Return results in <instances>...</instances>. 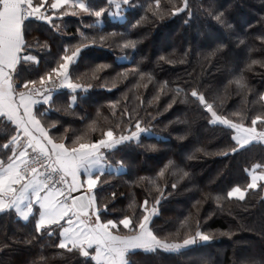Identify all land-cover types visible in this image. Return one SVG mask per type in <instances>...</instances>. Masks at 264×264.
Instances as JSON below:
<instances>
[{
  "label": "trees",
  "instance_id": "obj_1",
  "mask_svg": "<svg viewBox=\"0 0 264 264\" xmlns=\"http://www.w3.org/2000/svg\"><path fill=\"white\" fill-rule=\"evenodd\" d=\"M131 2L133 6L127 7L123 19L105 13L103 32L115 30L125 34V38L136 40L137 49L129 50L128 54L139 62L141 71L151 73L153 80L145 79L137 88L138 77L130 74L127 80H115L113 86L116 73L131 68L132 64L117 61L121 50L111 40L106 45L84 49L78 64L71 70L74 79L81 75L82 82H91L93 87L87 92L78 90L76 105L70 108L67 106L72 91L60 89L59 94L54 95V107L61 111L52 112L48 119L59 121V131H64L59 127L63 125L71 134L72 130L83 129L92 120H97L100 127L116 123L126 126L128 113L132 114L133 122L138 113L144 124L153 128L155 135H142L139 143H126L109 155L110 160L113 156L124 160L128 167L120 175L101 177L102 181H108L102 193L112 213L107 218L128 214L127 206L133 197L140 203L146 195L150 202L159 196L147 182L134 183L138 177L156 178L170 160L189 173L188 177L178 180L169 170L158 180L163 197L159 215L154 218V228L160 234L174 232L180 221L191 214L192 219L200 221L201 230L216 233L214 239L198 241L178 253L161 250L146 254L136 250L129 256L131 264H264V190H249L243 201L222 199L223 207L215 199L217 195L223 197L236 184L243 187L249 182L246 169L254 163H264V144L254 143L225 157L221 152L234 146L230 131L224 126L210 125L197 101L190 96L187 101L178 98L171 108L167 107L178 84L185 91L198 86L209 98L222 94L226 109L236 110L241 104V95L234 80L242 74L252 90L247 96L249 115L264 111L258 99L259 94L264 93V64L247 67L251 60L264 61V0H190L191 18L187 12H182L165 15L163 19L148 11L147 5L153 0ZM161 2L164 4L165 0ZM91 4L97 9L111 8L108 0H91ZM218 11L224 12L232 28L214 19ZM146 13L147 19H141ZM137 20L141 22L137 24ZM60 23L64 25L63 35L56 34L42 22L32 26L29 39L47 40L51 45L48 59L56 57L62 45L74 44L76 40L72 37L77 35V29L86 30L82 26L93 23V18L69 15ZM98 31L89 34L95 35ZM98 64L111 67L100 74L99 80L88 81L89 70ZM46 67L42 63L25 75L35 78ZM164 81L168 82V88L161 93L159 89ZM145 83L147 88L143 87ZM157 94L160 99L149 104ZM140 99L144 100L143 105ZM113 101H119L115 114L111 107ZM6 130L7 126L0 123V143L4 142ZM172 183L177 184L175 189ZM112 192L116 193L114 200ZM28 240L32 243L28 244ZM57 243L56 237L37 235L32 222H24L14 213H0V264H95L94 260L77 252L58 249Z\"/></svg>",
  "mask_w": 264,
  "mask_h": 264
},
{
  "label": "snow or ice",
  "instance_id": "obj_2",
  "mask_svg": "<svg viewBox=\"0 0 264 264\" xmlns=\"http://www.w3.org/2000/svg\"><path fill=\"white\" fill-rule=\"evenodd\" d=\"M108 3L110 10L93 7L91 0H0V123L7 126L4 142L0 143V213H14L24 222H32L34 232L40 237L47 235L58 239V249L77 252L94 260L95 264H131L129 256L136 250L146 254L161 250L178 253L198 241L211 242L216 233L201 230L200 221L192 219L191 214L180 221L174 232L160 234L154 228V218L159 215L163 197L158 180L169 170L178 180L189 175L171 160L159 170L156 178L141 176L134 182H147L159 196L150 202L146 195L140 203L133 197L127 206L128 214L107 218L112 213L102 193L108 181H102L101 177L120 175L128 167L124 160L115 156L110 160L109 155L121 145L132 141L139 143L142 135H155L138 113L134 122L132 114L128 113L126 126L116 123L100 127L97 120H92L83 129L72 130L71 134L63 125H59L64 128L60 132L59 121L48 119L52 112L61 111L54 107V95H58L60 89L72 91L67 106L70 108L76 105L78 90L87 92L93 87L91 82H82L81 75L74 79L71 70L78 64L84 49L106 45L111 40L121 50L117 61L132 64L131 68L116 73L113 86L115 80H127L130 74L138 77L137 88L145 79L153 80L151 73L141 71L139 62L128 54L129 50L135 52L137 49L136 40L125 38V34L115 30L103 32L105 13L123 17L124 6H133L131 0H108ZM147 9L160 19L182 12H187L189 18L193 16L190 0H165L164 4L161 0H153ZM69 15L87 16L93 18V23L83 25L86 30L78 28L77 35L72 37L76 42L62 45L59 54L48 59L51 45L47 40L29 39L32 26L42 22L56 34L63 35L64 25L60 21ZM141 19H147V13ZM214 19L226 28L233 27L224 18L223 11L216 12ZM97 29V34H89ZM108 46L115 54L111 45ZM42 63L47 65L46 70L37 73L35 78L25 75ZM256 64H264V61L251 60L247 67ZM110 67L108 64L95 65L89 70L87 80H99L100 74ZM234 82L241 95V104L236 110L226 109L222 94L209 98L198 86L185 91L178 84L167 105L171 108L178 98L187 101L189 96L197 101L210 125L224 126L230 131L234 146L221 152L225 157L251 144H264V111L250 116L247 96L252 90L242 74ZM143 87L147 88V84ZM167 88L168 82L164 81L159 92ZM159 99L157 94L148 103ZM258 99L264 108V93L259 94ZM118 103L111 102L113 114ZM139 103L143 105L144 100L140 99ZM246 171L250 180L245 186L236 184L223 197H215L220 207H223L222 199L243 201L249 190H264V163H254ZM171 187L175 189L177 184L172 183ZM110 195L114 200L116 193ZM32 240L26 242L31 244Z\"/></svg>",
  "mask_w": 264,
  "mask_h": 264
},
{
  "label": "rangeland",
  "instance_id": "obj_3",
  "mask_svg": "<svg viewBox=\"0 0 264 264\" xmlns=\"http://www.w3.org/2000/svg\"><path fill=\"white\" fill-rule=\"evenodd\" d=\"M125 9H127L128 6H124ZM111 9V8H110ZM113 18H117V19H123L125 17V15H123V17H119V16H112Z\"/></svg>",
  "mask_w": 264,
  "mask_h": 264
}]
</instances>
